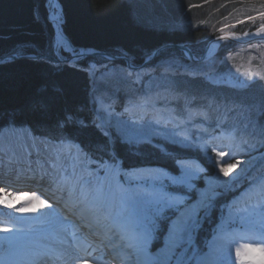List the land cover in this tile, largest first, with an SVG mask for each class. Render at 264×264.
<instances>
[{"label":"rangeland","instance_id":"rangeland-1","mask_svg":"<svg viewBox=\"0 0 264 264\" xmlns=\"http://www.w3.org/2000/svg\"><path fill=\"white\" fill-rule=\"evenodd\" d=\"M127 1L134 6L135 18L140 22L161 29L191 31L200 28L210 37L208 43L218 37L214 35L216 33H219V36L229 34L235 38L238 35L250 38L253 31L240 32L241 28L256 21L259 22V26L254 32L264 33L261 31L264 28V0H189L186 8L179 9L175 13L169 11L165 0ZM193 46L196 49L199 47L196 42ZM54 47L59 53L68 51L64 45L57 42L56 38ZM226 49L228 52L224 53L225 56L217 53L202 61L191 60L184 52L172 50L162 55L149 68L143 67L139 71L129 68L124 63L106 61L96 67L89 92L90 108L94 111L96 125L107 134L113 132L132 145L149 147L150 150L158 152L160 158H163L166 147L172 145L201 158V161L200 159L185 161L204 169L203 179L195 181L196 191L193 193L194 203L204 199L208 204L201 212L199 224L203 220L202 217L212 209L217 196L235 193L239 186L246 182L245 180L248 182L246 184H249L255 182L257 178L260 179L262 177L260 171L264 166L261 165L264 160V40L236 43ZM197 74L208 80L213 86L212 91L215 92L211 96H209L210 90L207 92L209 97L204 102L206 106L204 110L201 108L196 110L193 106L198 99L195 94L189 93L184 88H177L180 78L188 82L191 75ZM214 84L229 85V89L222 86L217 88ZM180 102L182 104L178 110L171 105ZM123 103L125 108L119 109V104ZM146 112L148 115H145ZM15 113L12 111L10 115L3 117L2 125L5 126L3 131L6 128L9 131L21 127L14 117ZM126 121L133 123L134 126L127 127ZM163 130L165 132H162ZM216 133L230 138L225 140L224 143L227 145L223 148L215 147L214 142L209 143L214 136L211 134ZM222 146L218 145V147ZM221 151L230 155L221 157L219 155ZM254 158L256 161L253 167L239 180L233 179L229 174L225 176L219 171L229 163L236 161L241 163L243 160ZM88 161L98 164L90 157ZM98 165L104 173L108 170V180L113 182L123 200L127 199L129 210L136 209L142 213L134 220L141 219L149 210L151 199L149 194L159 188L154 178L161 176L162 169L155 167L124 171L118 164ZM92 172L97 175L95 171ZM143 181H147L149 185H142ZM242 187L243 185L240 189ZM242 214L237 221L255 226L260 224L264 228V211L251 209V211H243ZM234 220L236 219L229 213L220 225V229ZM199 224L194 226L191 242H188L186 236V242L179 250L171 251L167 242L164 246L160 245L162 254L166 253L168 256L172 254L174 258H171V261L177 259L171 264H178L182 260L184 261L181 264H185L191 259L193 254L189 255V252L197 250V246L193 244V235ZM156 237L158 232L154 239ZM157 240L156 238L154 241ZM212 242L213 240L208 252L212 251ZM244 253L239 250L226 258L222 256V259L214 258L211 264H262L256 256L252 259L254 255ZM153 257L157 260V255ZM227 259L230 260L225 261ZM169 262L165 256L164 264Z\"/></svg>","mask_w":264,"mask_h":264},{"label":"trees","instance_id":"trees-1","mask_svg":"<svg viewBox=\"0 0 264 264\" xmlns=\"http://www.w3.org/2000/svg\"><path fill=\"white\" fill-rule=\"evenodd\" d=\"M189 0H165L169 11L175 13L186 8ZM65 22L63 29L76 46L95 47L118 55H128L135 64H141L154 50L164 47L150 64L176 46L167 43H188L196 55H200L210 38L205 30L161 29L140 22L135 17V8L127 0H59ZM158 6V4H156ZM160 10V9H159ZM49 0H0V57L10 54L23 55L0 63V116L12 111L19 121L31 124L38 133L57 137L59 125L83 118L89 121L87 134L81 138L84 149L102 161L117 156L124 168L142 164H160L175 169L171 157L160 158L158 152L149 148L133 146L113 134L108 135L96 125L90 104V75L88 61L103 60L95 55L80 59L77 63L56 64L48 58H33L26 54H52L55 29L49 19ZM259 22L245 24L240 32L258 28ZM214 35H219L216 33ZM206 38V39H205ZM194 42L199 45L196 49ZM191 43V44H190ZM236 43L223 42L219 55L225 56L227 47ZM63 55H68L63 53ZM114 63H124L116 59ZM188 80V79H187ZM222 86L229 89L227 85ZM212 85L201 74L191 75L188 82L180 78L178 89L184 88L197 96L201 106L207 97L214 95ZM59 89V90H58ZM211 94L208 96L207 92ZM2 119V118H1ZM4 120L0 121V123ZM91 125H94L91 127ZM176 153L179 148L171 147ZM185 155L181 152L179 155ZM227 197L217 199L215 208L197 232V241L206 244L213 234L221 213L225 210ZM215 204V202H214ZM224 205V207H223ZM211 221L210 223L208 221Z\"/></svg>","mask_w":264,"mask_h":264},{"label":"bare ground","instance_id":"bare-ground-1","mask_svg":"<svg viewBox=\"0 0 264 264\" xmlns=\"http://www.w3.org/2000/svg\"><path fill=\"white\" fill-rule=\"evenodd\" d=\"M50 3V18L55 25L57 42L73 53L81 51L82 49L78 50L70 41L63 29V11L59 0H50ZM251 36L264 37V33L256 31ZM239 38L244 37L239 35ZM218 44L217 39H212L208 43L209 56L213 55ZM89 51L90 49H87V52ZM14 55H16L14 58L20 57L19 54L8 56ZM125 125L130 128L134 126L128 121ZM224 140L227 138L219 136L216 143L223 145ZM79 151L78 142L42 139L33 136L31 130L23 126L9 131L6 128L0 133V183L25 185L38 190L36 197L38 199L0 195V264H50L56 261H61L59 264H78L81 261L82 264H105L100 256L104 249L98 248L92 252L85 248L74 252L73 247L78 243V236L72 234L73 230L67 226L66 220L59 216L61 213L58 214L59 210H56L49 200L64 202L66 213L76 218L82 216V222L88 228L90 238L100 241L106 235L112 234L116 240L114 243L118 246V255L110 254L108 258H115L117 263L113 264H164L165 256L171 261L170 259L174 258L172 254L169 256L166 253L162 254L160 247V245L164 246L165 242L169 243L167 232L164 230L167 221L161 224L158 240L151 242L145 249L141 243V219L134 220L141 214L140 211L129 210L127 199L123 200L119 190L114 187L110 179L108 180V170L102 177H98L87 169L85 165L98 170L101 168L89 162L88 158L81 159ZM255 161V158L243 160L236 168L230 170V177L241 179L250 171ZM245 181L242 185L248 183L247 180ZM263 193L264 186L254 184L244 187L231 202V210L235 206L250 208L251 203L257 206L263 204ZM19 208H29L30 211L20 213ZM5 228L9 231L2 230ZM216 238L213 250L202 257L199 264H211L212 259L226 258L239 250L254 255L251 256L252 259L256 256V259L263 264L264 239L240 232H226ZM87 254H94L92 262L85 261ZM153 255H157V260ZM72 259L74 262L70 263Z\"/></svg>","mask_w":264,"mask_h":264},{"label":"snow or ice","instance_id":"snow-or-ice-1","mask_svg":"<svg viewBox=\"0 0 264 264\" xmlns=\"http://www.w3.org/2000/svg\"><path fill=\"white\" fill-rule=\"evenodd\" d=\"M264 31V28L261 29ZM223 39V38H222ZM59 90V89H58ZM68 123H62L59 127L57 139L68 140L72 142H81V138L87 134L89 121L78 118L75 122L69 115ZM94 125H91L93 127ZM107 135V133H105ZM221 157L230 155L224 151L219 152ZM113 164L116 158L109 156ZM174 170H161V176L154 179L159 184L158 189H154L151 196L149 210L145 212L140 220L142 228L141 243L145 249L153 241L155 234L160 230L162 221H167V232L169 249L174 251L180 248L186 242H191V234L194 226L199 224L201 212L208 206L204 199L194 203L193 193L196 191L195 181L203 179L204 169L193 166L182 159H175ZM240 161L229 163L219 169L225 176H228L231 169L237 167ZM38 199V198H36ZM6 203V199H5ZM43 203V201H40ZM20 213H27L29 208L18 209ZM9 231V229H2ZM250 250H254L251 249Z\"/></svg>","mask_w":264,"mask_h":264},{"label":"water","instance_id":"water-1","mask_svg":"<svg viewBox=\"0 0 264 264\" xmlns=\"http://www.w3.org/2000/svg\"><path fill=\"white\" fill-rule=\"evenodd\" d=\"M63 22H64V20H63ZM222 38H223V39H222ZM216 39H217L218 41H220V42H221V41H225V40H229V41H235V42H240V43H247V42H249V41H253V40H256V39H264V37H252V38H250V39H242V38H238V37L235 38V37H233V36H230L229 34H223V35H220V36L216 37ZM168 45H176V46H179V47L185 49V50L190 54L191 58L195 59V56H194L192 50L190 49V47H189L188 45L183 44V43H168ZM168 45H167V46H168ZM98 52H99V53H102V54H104V55H111V56H113V57H117V56L112 55V54H109L108 52H105V51H98ZM157 52H158V51H155L154 56L157 54ZM205 55H206V52H204V54L200 57V59H203ZM42 56H44V55L39 54V55H32V56H30V57H42ZM48 56H50V55H48ZM12 57H16V55H14V56H12ZM50 57H51V56H50ZM126 59H127L128 61H130L129 57H126ZM2 60H3V58L0 59V62H1ZM1 118H2V119H1ZM2 120H3V116L1 115V116H0V121H2Z\"/></svg>","mask_w":264,"mask_h":264}]
</instances>
